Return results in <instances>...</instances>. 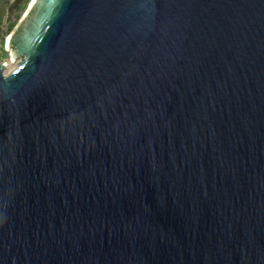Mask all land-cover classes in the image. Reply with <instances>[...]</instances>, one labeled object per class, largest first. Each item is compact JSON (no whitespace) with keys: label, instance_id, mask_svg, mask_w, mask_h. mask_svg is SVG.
I'll return each mask as SVG.
<instances>
[{"label":"water","instance_id":"water-1","mask_svg":"<svg viewBox=\"0 0 264 264\" xmlns=\"http://www.w3.org/2000/svg\"><path fill=\"white\" fill-rule=\"evenodd\" d=\"M0 62V264H264V0H32Z\"/></svg>","mask_w":264,"mask_h":264},{"label":"rangeland","instance_id":"rangeland-1","mask_svg":"<svg viewBox=\"0 0 264 264\" xmlns=\"http://www.w3.org/2000/svg\"><path fill=\"white\" fill-rule=\"evenodd\" d=\"M31 0H0V62L4 63L5 74L17 67L18 60L12 61L6 43L17 22L27 10Z\"/></svg>","mask_w":264,"mask_h":264},{"label":"bare ground","instance_id":"bare-ground-1","mask_svg":"<svg viewBox=\"0 0 264 264\" xmlns=\"http://www.w3.org/2000/svg\"><path fill=\"white\" fill-rule=\"evenodd\" d=\"M31 2H32V0L30 1V4H31ZM29 4V5H30ZM29 7V6H28ZM7 42H8V40H7ZM7 44V43H6ZM12 61H15V60H12ZM6 66V65H5ZM5 71H6V69H4V73H5Z\"/></svg>","mask_w":264,"mask_h":264}]
</instances>
